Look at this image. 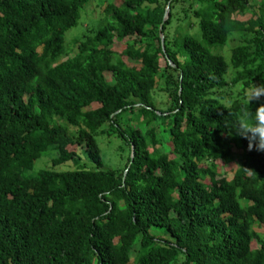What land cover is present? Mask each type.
<instances>
[{
    "label": "trees",
    "instance_id": "1",
    "mask_svg": "<svg viewBox=\"0 0 264 264\" xmlns=\"http://www.w3.org/2000/svg\"><path fill=\"white\" fill-rule=\"evenodd\" d=\"M90 1L0 0V264H127L136 242L134 264H264V150L236 133L264 109L247 95L264 92V0H95L69 56ZM234 33L252 37L223 54ZM104 124L121 169L102 167Z\"/></svg>",
    "mask_w": 264,
    "mask_h": 264
},
{
    "label": "rangeland",
    "instance_id": "2",
    "mask_svg": "<svg viewBox=\"0 0 264 264\" xmlns=\"http://www.w3.org/2000/svg\"><path fill=\"white\" fill-rule=\"evenodd\" d=\"M120 1V0H119ZM253 2H257L259 0H252ZM104 6L103 4L97 5L95 0H91L84 8V11L81 13V22L78 24V26L70 29L66 33V42L68 45L71 47L70 48V54L69 56L74 55L77 52V47L75 44L76 39H81V30L83 26L87 25H95L97 23L98 16L101 14V7ZM174 18H176V15L180 18L184 17V14H190V8L188 7V2H180V4L176 5L174 7ZM250 17V14H244V15H237V18L239 20H246ZM191 21H195L194 18H191ZM186 21V20H185ZM179 23V22H178ZM177 20L172 21V23L167 27V33L169 36H173L175 32V28L178 25ZM80 25H82V28H80ZM180 25L186 27V23L182 22ZM84 30V29H83ZM190 32L191 34H195L198 32V27L193 28V30H186L184 31ZM195 32V33H194ZM252 37L251 34H246V33H240L236 34L234 33L233 35H230L228 38L227 43L224 45L223 50L221 52L224 54L228 53L230 51V48L236 46L237 44L243 43L246 40L250 39ZM112 49L115 51H120L122 49V46L119 43H115L112 45ZM227 57V56H226ZM125 59V58H124ZM131 63V62H130ZM108 80L110 81V75H107ZM222 93L225 95L226 100H234V99H242L243 96L240 95L238 97L237 94H239L238 88L237 87H232L229 89H224ZM252 93L250 91H247V95L250 96ZM245 96V94H244ZM152 99L156 107L158 108H167L168 104V97L167 94L164 93L161 88H160V81L156 82L155 87L152 91ZM97 104H92V107H96ZM71 128H73L71 126ZM99 132L95 134V139L98 144V147L100 149V154H101V159H102V167L103 168H115V169H121L123 168L125 162H126V157L129 153V146L124 142V140L119 137L117 132H113L107 124H104ZM69 150L75 151L79 155V161L81 163H86V157L85 154L82 153L83 149L78 148L76 146H69ZM238 151V150H236ZM234 153H236L233 150ZM239 152V151H238ZM53 153H48L44 154L41 157L37 158L33 162V168L32 170L28 172H37L40 169H45L48 168L51 165V157ZM49 156V157H48ZM234 158H239V155L234 154ZM236 160V159H235ZM237 161V160H236ZM75 163L73 161H69V163H63L57 166V168L61 170L68 169L69 167H73ZM236 165L232 163V166L230 167H235ZM231 174L229 173V176ZM261 231V230H260ZM160 237H164V235L160 234ZM168 237V236H167ZM138 248V242H136L129 251V262L127 264H134V258L136 255V251Z\"/></svg>",
    "mask_w": 264,
    "mask_h": 264
},
{
    "label": "clouds",
    "instance_id": "3",
    "mask_svg": "<svg viewBox=\"0 0 264 264\" xmlns=\"http://www.w3.org/2000/svg\"><path fill=\"white\" fill-rule=\"evenodd\" d=\"M264 92H254L250 95V100L258 99ZM237 134L245 136L250 140L249 148L252 147L251 141H255L258 151L264 150V109L258 110L254 124H250L247 119H242L237 125Z\"/></svg>",
    "mask_w": 264,
    "mask_h": 264
},
{
    "label": "water",
    "instance_id": "4",
    "mask_svg": "<svg viewBox=\"0 0 264 264\" xmlns=\"http://www.w3.org/2000/svg\"><path fill=\"white\" fill-rule=\"evenodd\" d=\"M168 9V8H167ZM167 9H166V11H165V16H164V19H165V17H166V12H167Z\"/></svg>",
    "mask_w": 264,
    "mask_h": 264
}]
</instances>
